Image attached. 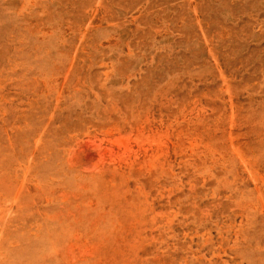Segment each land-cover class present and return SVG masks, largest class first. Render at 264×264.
Returning <instances> with one entry per match:
<instances>
[{
    "label": "rangeland",
    "instance_id": "1",
    "mask_svg": "<svg viewBox=\"0 0 264 264\" xmlns=\"http://www.w3.org/2000/svg\"><path fill=\"white\" fill-rule=\"evenodd\" d=\"M264 264V0H0V264Z\"/></svg>",
    "mask_w": 264,
    "mask_h": 264
},
{
    "label": "bare ground",
    "instance_id": "2",
    "mask_svg": "<svg viewBox=\"0 0 264 264\" xmlns=\"http://www.w3.org/2000/svg\"><path fill=\"white\" fill-rule=\"evenodd\" d=\"M23 264V263H22Z\"/></svg>",
    "mask_w": 264,
    "mask_h": 264
}]
</instances>
